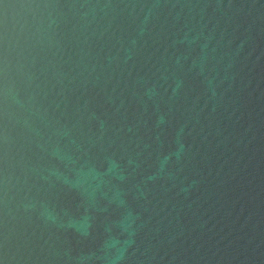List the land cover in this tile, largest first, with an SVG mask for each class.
<instances>
[{"label": "water", "instance_id": "water-1", "mask_svg": "<svg viewBox=\"0 0 264 264\" xmlns=\"http://www.w3.org/2000/svg\"><path fill=\"white\" fill-rule=\"evenodd\" d=\"M0 264H264V0H0Z\"/></svg>", "mask_w": 264, "mask_h": 264}]
</instances>
